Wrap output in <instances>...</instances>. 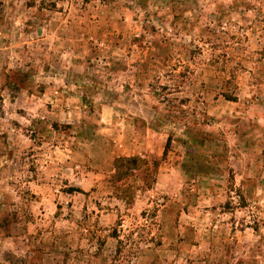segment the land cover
<instances>
[{
	"label": "rangeland",
	"instance_id": "rangeland-1",
	"mask_svg": "<svg viewBox=\"0 0 264 264\" xmlns=\"http://www.w3.org/2000/svg\"><path fill=\"white\" fill-rule=\"evenodd\" d=\"M0 264H264V0H0Z\"/></svg>",
	"mask_w": 264,
	"mask_h": 264
},
{
	"label": "trees",
	"instance_id": "trees-1",
	"mask_svg": "<svg viewBox=\"0 0 264 264\" xmlns=\"http://www.w3.org/2000/svg\"><path fill=\"white\" fill-rule=\"evenodd\" d=\"M225 97L228 98V99H232V98H233V97H231V95H225ZM190 139H191L192 141L194 140V139L191 138V137H188V138H187V140H190ZM131 160H132V162H135V161H136V159H131Z\"/></svg>",
	"mask_w": 264,
	"mask_h": 264
}]
</instances>
